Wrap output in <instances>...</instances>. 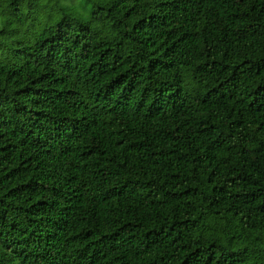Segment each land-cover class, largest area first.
I'll return each mask as SVG.
<instances>
[{
    "label": "trees",
    "instance_id": "16d2710c",
    "mask_svg": "<svg viewBox=\"0 0 264 264\" xmlns=\"http://www.w3.org/2000/svg\"><path fill=\"white\" fill-rule=\"evenodd\" d=\"M0 0V264H264V0Z\"/></svg>",
    "mask_w": 264,
    "mask_h": 264
},
{
    "label": "rangeland",
    "instance_id": "374dc122",
    "mask_svg": "<svg viewBox=\"0 0 264 264\" xmlns=\"http://www.w3.org/2000/svg\"><path fill=\"white\" fill-rule=\"evenodd\" d=\"M74 4L80 6L82 4V0H75ZM257 235L261 238H264V226L258 228Z\"/></svg>",
    "mask_w": 264,
    "mask_h": 264
}]
</instances>
